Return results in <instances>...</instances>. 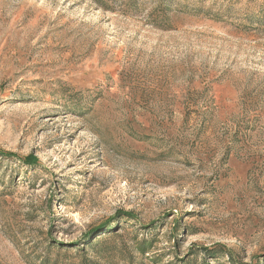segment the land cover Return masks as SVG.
<instances>
[{
  "label": "rangeland",
  "instance_id": "374dc122",
  "mask_svg": "<svg viewBox=\"0 0 264 264\" xmlns=\"http://www.w3.org/2000/svg\"><path fill=\"white\" fill-rule=\"evenodd\" d=\"M0 264H264V0H0Z\"/></svg>",
  "mask_w": 264,
  "mask_h": 264
},
{
  "label": "trees",
  "instance_id": "16d2710c",
  "mask_svg": "<svg viewBox=\"0 0 264 264\" xmlns=\"http://www.w3.org/2000/svg\"><path fill=\"white\" fill-rule=\"evenodd\" d=\"M31 160L36 161V159H35L33 156H29V157L26 159V161H27L28 163H31V162H30ZM125 217L130 218L131 216H125ZM130 219H131V218H130ZM143 243H144V245H147V244L145 243V241L142 242V244H143ZM145 248H147V249H145ZM145 248H141V249H139V253L149 254V252L147 251V250H149V247H145Z\"/></svg>",
  "mask_w": 264,
  "mask_h": 264
}]
</instances>
